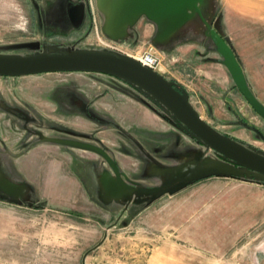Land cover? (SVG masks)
<instances>
[{"label":"rangeland","instance_id":"rangeland-1","mask_svg":"<svg viewBox=\"0 0 264 264\" xmlns=\"http://www.w3.org/2000/svg\"><path fill=\"white\" fill-rule=\"evenodd\" d=\"M128 5L116 27L110 0H0V56L151 50L203 121L264 156L219 45L221 0ZM0 264H264V176L120 79L0 77Z\"/></svg>","mask_w":264,"mask_h":264},{"label":"water","instance_id":"water-1","mask_svg":"<svg viewBox=\"0 0 264 264\" xmlns=\"http://www.w3.org/2000/svg\"><path fill=\"white\" fill-rule=\"evenodd\" d=\"M173 2V0H171ZM226 66L239 93L264 120V106L248 89L243 73L231 50L219 44ZM49 73H95L120 79L155 98L168 109L193 137L208 149L235 165L264 176V156L224 136L208 125L191 106L177 84L121 55L69 53L34 57L0 56V77H26Z\"/></svg>","mask_w":264,"mask_h":264},{"label":"crops","instance_id":"crops-1","mask_svg":"<svg viewBox=\"0 0 264 264\" xmlns=\"http://www.w3.org/2000/svg\"><path fill=\"white\" fill-rule=\"evenodd\" d=\"M110 3L112 25L123 27L129 0ZM221 9L222 33L229 41L248 89L264 106V0H221Z\"/></svg>","mask_w":264,"mask_h":264},{"label":"built area","instance_id":"built-area-1","mask_svg":"<svg viewBox=\"0 0 264 264\" xmlns=\"http://www.w3.org/2000/svg\"><path fill=\"white\" fill-rule=\"evenodd\" d=\"M135 60L142 66H145L158 73L159 60L158 57L153 52H151V50L139 55Z\"/></svg>","mask_w":264,"mask_h":264},{"label":"bare ground","instance_id":"bare-ground-1","mask_svg":"<svg viewBox=\"0 0 264 264\" xmlns=\"http://www.w3.org/2000/svg\"><path fill=\"white\" fill-rule=\"evenodd\" d=\"M100 1V0H99Z\"/></svg>","mask_w":264,"mask_h":264}]
</instances>
